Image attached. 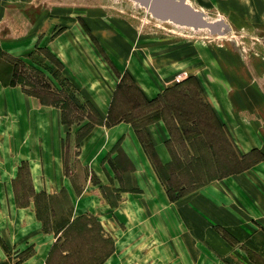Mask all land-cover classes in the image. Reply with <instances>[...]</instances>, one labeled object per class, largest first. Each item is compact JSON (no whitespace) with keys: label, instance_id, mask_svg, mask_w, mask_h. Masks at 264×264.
<instances>
[{"label":"crops","instance_id":"crops-1","mask_svg":"<svg viewBox=\"0 0 264 264\" xmlns=\"http://www.w3.org/2000/svg\"><path fill=\"white\" fill-rule=\"evenodd\" d=\"M42 1L0 0V23L8 9L38 10L30 30L0 39L11 56L26 58L41 45ZM184 1L238 32L255 34L264 23V0ZM71 8L79 14L49 50L72 83L73 104L88 112L65 121L60 104L0 77V264H59L57 257L84 251L90 264H264V50L180 49L172 34L149 38L133 26L128 35L108 8ZM123 74L148 100L193 81L233 166L187 190L179 182L181 195L171 198L159 167L172 165L170 138L180 128L162 115L141 132L129 120L110 123ZM202 132L178 141L188 147Z\"/></svg>","mask_w":264,"mask_h":264},{"label":"rangeland","instance_id":"rangeland-1","mask_svg":"<svg viewBox=\"0 0 264 264\" xmlns=\"http://www.w3.org/2000/svg\"><path fill=\"white\" fill-rule=\"evenodd\" d=\"M45 2L47 6V8H45L47 20L42 28H46L47 30L41 45L35 47L28 57L16 58L8 54L6 50L7 45L0 42V77L4 82L15 81L22 84L24 89L38 94L45 101L60 104L63 107L65 121L75 122L85 111L88 112L86 107H76L73 104L72 101L75 98V94L72 83L69 81V77L66 76L64 69H62L61 63L54 58L49 50V47L52 46L50 40L53 35H56L60 31V26L64 25L66 22L69 23V18L72 17L71 15L79 14L77 10H72L73 8L71 7L108 8L109 14L114 17H111L114 26L124 28L123 30H125L128 35L133 36L135 34L133 26L143 31L144 35H149V38L151 37L150 35L161 36L167 33L172 34L174 37L183 40V42L175 41V47H180V49L193 50L197 48V50L203 52L204 50H208L210 46H208L207 43H210L221 46L223 51L231 54H245L252 49L264 50V23H262L261 26L263 29L260 28L258 31H255V34L249 32V29L238 32L236 29L230 27L226 20L212 13L203 14L200 12L205 20L222 23V27L219 32L216 33L205 28L197 29L184 25L178 26L168 20L154 18L144 6L132 0H46ZM60 3H65L67 4L66 7L70 8H63L57 5ZM183 3L188 4L184 0ZM38 17V10L25 15L18 9H8L0 23V39L6 38L12 33H15V35H22V32L32 28L34 21L38 19ZM54 18L58 20L54 22ZM254 35L258 37L257 41L252 38ZM144 43H148V48H150V39H148V41L144 40ZM205 45H207V47ZM120 79V84L118 85L113 103V111L115 113L113 112L114 114H112L110 119L117 117L119 110L127 111L128 107L126 106L132 105L134 107L136 106L134 110L137 119L135 121L140 129H142L148 121L162 115L168 117L167 123L173 130L174 124L171 118H169V110L164 106L166 101L168 104L171 102L169 106L179 108L182 111L180 120L175 122L178 123L177 127L180 128V132H175V128V133L170 138V146L175 155L172 165L169 167H159L163 177L168 179L167 183L173 195H177L178 191L182 192L183 188L178 187L181 181L185 183L183 190H187L214 176H219L233 166V164H230V153L232 154L233 152L224 143L225 136L223 134L219 136L217 130L214 131L209 128L211 122L209 111L204 110L203 105L200 106L194 103L199 102L203 104L204 100L193 81L183 84L180 83L177 86L179 89L185 90L189 98H192L194 102H188L187 100L183 101V98L177 97L175 93H168L149 108H144L140 106L141 99L138 97L134 89L135 85L130 77L123 74ZM197 113L200 117L198 119V125H195L190 119L197 115ZM73 126L76 128L77 125ZM200 131H203L202 133L205 134L204 138L199 137L197 140H194V142H188V147L193 150V152L196 151L198 156L188 158L186 157V153L190 149L187 146H182L178 138H180V134L182 133L185 135H193ZM208 137H210L211 141L214 143V147L210 149L205 140ZM219 137L221 140H218ZM75 173L78 174L79 178L81 177V171ZM62 199V201L65 200L64 195ZM62 204L60 209L58 206L57 209L65 211L68 208L67 203ZM67 241L63 242L65 247L68 246ZM68 243L70 246L69 241ZM88 254L85 251L77 254L70 253L66 258L61 256L59 259L58 257L56 259L59 264H90L92 263L90 259H85ZM99 256V253H96L95 263L98 262ZM76 257L78 260H76Z\"/></svg>","mask_w":264,"mask_h":264},{"label":"water","instance_id":"water-1","mask_svg":"<svg viewBox=\"0 0 264 264\" xmlns=\"http://www.w3.org/2000/svg\"><path fill=\"white\" fill-rule=\"evenodd\" d=\"M144 6L154 18L160 20L171 19L184 26L205 28L211 32H219L221 22H209L201 13L191 8L188 4L177 3L171 0H132ZM183 2V0H181Z\"/></svg>","mask_w":264,"mask_h":264},{"label":"trees","instance_id":"trees-1","mask_svg":"<svg viewBox=\"0 0 264 264\" xmlns=\"http://www.w3.org/2000/svg\"><path fill=\"white\" fill-rule=\"evenodd\" d=\"M9 84H14L15 83V81H10V82H8ZM197 87V86H196ZM134 89H135V91L137 92V94H138V97L141 99V104H140V106H142V107H144V108H149L150 106H152L154 103H156L157 101H159L160 99H162L163 98V96L165 95V94H167V91L166 92H164V95H160V96H158V97H156V98H154V99H151V100H148V99H146L144 96H142V94L138 91V89L136 88V87H134ZM174 89V88H173ZM176 89V88H175ZM174 89V93H175V95L177 96V97H179V98H183V101H185V100H187L188 102H194L193 100H192V98H189V95L186 93V91L185 90H182V89H178V90H175ZM198 89V88H197ZM199 91V90H198ZM32 93V92H31ZM35 94V93H34ZM36 95H38V94H36ZM39 96V95H38ZM53 103V102H52ZM171 102H169V104H170ZM195 104H197V105H200V106H202L203 105V108H204V110H208L209 111V115L211 116L212 115V112H211V110H210V108L208 107V105H207V103L206 102H204L203 104L202 103H197V102H194ZM169 104L167 103V101H166V103H165V107L169 110V113H170V117L169 118H171V121L173 122V118L175 119V122H177L178 120H180V116H181V109H179V108H174V107H172V106H169ZM126 107H128V109H127V111H122V110H120V111H118V116L117 117H115L114 119H110L109 120V122L110 123H113V122H117V121H120V120H129V121H132V122H134V124H135V126H136V131L138 130V132H141L143 129H144V126L142 127V129H140V127H138L137 125H136V117H137V115L135 114L136 112H135V108H136V106L134 107V106H130V105H127ZM139 107V106H138ZM112 111H113V105L110 107V110H109V114H108V117L109 118H111L112 117ZM198 111V110H197ZM135 114V115H134ZM132 115H134V116H132ZM135 117V118H134ZM199 115H198V113H197V115H195L194 117H192L191 118V120H193L194 122H195V124H197L198 123V119H199ZM166 122H168L167 120H166ZM178 124V123H177ZM169 126V125H168ZM180 130V129H179ZM164 181L166 182V190H167V192H168V195L171 197V198H173V199H175V198H177L178 196H180L181 195V192L180 191H178L177 192V195H173L172 194V192H171V190H170V186H169V184H167V181H168V179H164ZM180 185V184H179ZM180 188H181V185H180Z\"/></svg>","mask_w":264,"mask_h":264},{"label":"bare ground","instance_id":"bare-ground-1","mask_svg":"<svg viewBox=\"0 0 264 264\" xmlns=\"http://www.w3.org/2000/svg\"><path fill=\"white\" fill-rule=\"evenodd\" d=\"M171 1H174V2H177V3H183L181 0H171ZM184 5H187V4L184 3ZM167 20L170 21L171 23H174L175 25H178V26H181L182 25V24L177 23L174 20H171V19H167ZM197 29H200V28H197Z\"/></svg>","mask_w":264,"mask_h":264},{"label":"built area","instance_id":"built-area-1","mask_svg":"<svg viewBox=\"0 0 264 264\" xmlns=\"http://www.w3.org/2000/svg\"><path fill=\"white\" fill-rule=\"evenodd\" d=\"M178 81V80H177Z\"/></svg>","mask_w":264,"mask_h":264}]
</instances>
